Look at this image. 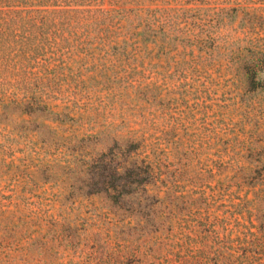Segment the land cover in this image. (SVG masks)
Segmentation results:
<instances>
[{"label":"rangeland","instance_id":"rangeland-1","mask_svg":"<svg viewBox=\"0 0 264 264\" xmlns=\"http://www.w3.org/2000/svg\"><path fill=\"white\" fill-rule=\"evenodd\" d=\"M0 264H264V0H0Z\"/></svg>","mask_w":264,"mask_h":264}]
</instances>
